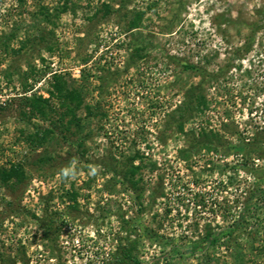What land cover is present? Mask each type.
<instances>
[{
	"label": "rangeland",
	"instance_id": "1",
	"mask_svg": "<svg viewBox=\"0 0 264 264\" xmlns=\"http://www.w3.org/2000/svg\"><path fill=\"white\" fill-rule=\"evenodd\" d=\"M123 250L264 264V0H0V264Z\"/></svg>",
	"mask_w": 264,
	"mask_h": 264
},
{
	"label": "trees",
	"instance_id": "2",
	"mask_svg": "<svg viewBox=\"0 0 264 264\" xmlns=\"http://www.w3.org/2000/svg\"><path fill=\"white\" fill-rule=\"evenodd\" d=\"M184 68L186 69H197V67L193 64H184ZM55 78V76H54ZM54 88L56 89V91L60 92V88L58 86V84H54ZM79 95L77 94V91H73V92H68V99L71 102L77 101L79 100ZM187 99L188 101H193L194 102V109L195 110H201V108L203 107V103L204 101L201 99V97L198 96H194L193 92H190L189 95H187ZM47 99H42L41 101L38 102V100L36 99H30L29 103H31V106L33 109L37 110L38 112H40L42 109L41 107L47 104ZM187 102V101H186ZM42 106H41V105ZM191 107L189 106L188 109H190ZM42 112V111H41ZM78 122V123H77ZM76 123L79 125V121H76ZM246 162L244 161L242 165H244ZM246 165V164H245ZM16 172V170H14V168H11L10 170H2L1 174H2V181L5 182L7 181L14 173ZM252 195V194H251ZM251 212V208L248 204V201L244 204V207L242 209V211L239 212V215L237 216L236 219H234L232 221V224L227 226L226 228H224L222 230V232H220L219 234H207L206 236H204L203 238H201L199 241L197 242H193V246H191V250L192 249H196V248H202V247H206L208 245H213L215 243V241L219 238L220 235L223 234H227V232L231 233L232 229H236L239 228L240 225L244 224V228L248 225V222L246 220V216L247 214H249ZM246 225V226H245ZM253 233V232H252ZM114 262L115 264H121V263H126V262H130L132 264H140V261L138 259H135L133 257H131L129 250H123V253L121 254V256H116L114 257Z\"/></svg>",
	"mask_w": 264,
	"mask_h": 264
},
{
	"label": "clouds",
	"instance_id": "3",
	"mask_svg": "<svg viewBox=\"0 0 264 264\" xmlns=\"http://www.w3.org/2000/svg\"><path fill=\"white\" fill-rule=\"evenodd\" d=\"M93 171H95V169H93ZM63 174L65 176L69 175V170L68 169L63 170Z\"/></svg>",
	"mask_w": 264,
	"mask_h": 264
}]
</instances>
